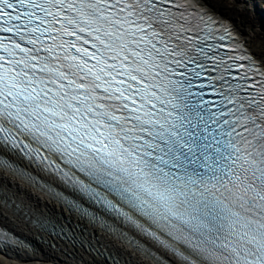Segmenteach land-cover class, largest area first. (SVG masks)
I'll use <instances>...</instances> for the list:
<instances>
[{
  "label": "snow or ice",
  "instance_id": "snow-or-ice-1",
  "mask_svg": "<svg viewBox=\"0 0 264 264\" xmlns=\"http://www.w3.org/2000/svg\"><path fill=\"white\" fill-rule=\"evenodd\" d=\"M239 36L216 0H0V219L98 264H122L108 237L149 264H264V55Z\"/></svg>",
  "mask_w": 264,
  "mask_h": 264
},
{
  "label": "bare ground",
  "instance_id": "bare-ground-1",
  "mask_svg": "<svg viewBox=\"0 0 264 264\" xmlns=\"http://www.w3.org/2000/svg\"><path fill=\"white\" fill-rule=\"evenodd\" d=\"M216 5L219 13L229 19L242 34L243 39L253 53L257 56L264 55V22L261 23V20L257 17L247 14L236 6L228 7L217 0ZM4 175L10 183L17 184L21 191H27L34 200H38L41 208L46 205L56 212L62 211L59 203L52 201L44 193L27 186L23 181H19L7 173ZM65 215L67 214L65 213ZM0 223L6 225L21 237L31 241L34 246L33 251L20 249L15 255L0 253V263L98 264L94 252L90 253L78 247H73L67 240L50 238L39 233L26 220L14 215L10 209L3 210V217L0 219ZM73 223H75L74 220ZM85 235H87V232H85ZM99 236H103V233H99ZM109 241H111V245H109ZM92 244L96 249L107 250L110 254H116L121 259L122 264H149L145 257L114 237H108L107 239L94 238Z\"/></svg>",
  "mask_w": 264,
  "mask_h": 264
},
{
  "label": "rangeland",
  "instance_id": "rangeland-1",
  "mask_svg": "<svg viewBox=\"0 0 264 264\" xmlns=\"http://www.w3.org/2000/svg\"><path fill=\"white\" fill-rule=\"evenodd\" d=\"M217 1L222 2L225 6L228 7L236 6L241 10H244L247 14L257 17L259 20H261V23L264 22V3L259 2V0H217Z\"/></svg>",
  "mask_w": 264,
  "mask_h": 264
}]
</instances>
